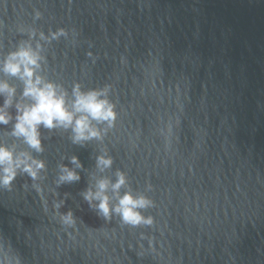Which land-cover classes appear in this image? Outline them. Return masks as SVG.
Masks as SVG:
<instances>
[{
    "label": "water",
    "instance_id": "obj_1",
    "mask_svg": "<svg viewBox=\"0 0 264 264\" xmlns=\"http://www.w3.org/2000/svg\"><path fill=\"white\" fill-rule=\"evenodd\" d=\"M24 48L69 111L78 85L115 121L89 118L99 135L79 142L74 125L41 124L39 151L13 135L31 100L2 69ZM0 83L15 89L0 146L44 165L0 185V262L264 264V0H0ZM101 182L110 210L143 198L134 211L152 223L105 218L85 199Z\"/></svg>",
    "mask_w": 264,
    "mask_h": 264
},
{
    "label": "clouds",
    "instance_id": "obj_2",
    "mask_svg": "<svg viewBox=\"0 0 264 264\" xmlns=\"http://www.w3.org/2000/svg\"><path fill=\"white\" fill-rule=\"evenodd\" d=\"M55 38V37H53ZM39 55L30 48L20 49L10 54L9 58L3 64V72L19 77L24 82V90L22 95L30 98L31 103L28 105H17L16 123L13 129V135L23 137L25 142L36 150L41 149V141L39 139L38 127L42 124L46 128H54L57 126L73 127L74 142L95 138L99 135L97 131L90 126L89 118L96 121L114 122L116 113L114 106L107 100L99 97L103 94L100 92L81 93L79 86L74 88L75 100L73 102V110L69 111L66 107L64 95L57 94L56 86L51 83H44L43 79L35 74L36 68L39 67ZM6 95L3 106H0V125H7L10 122V116L6 109L12 104L11 97L15 95V89L7 83H0V95ZM74 113H83L78 119H74ZM72 163L79 166L76 157L72 158ZM24 164L23 171L28 173L33 179L36 178L37 171L44 167L41 161H32V164H26L24 161H14L13 153L7 148L0 146V185L10 187L17 173L16 168ZM99 164L104 167L111 165V160L99 158ZM33 165L35 167H33ZM64 175L60 177L61 182H73L79 179V176L68 168H62ZM125 183L123 175H120L118 182L113 186L119 189ZM107 188L105 182L99 184L100 191L93 194L88 193L86 200L97 199L100 201L98 208L105 218L110 216V211L120 214L122 221L133 227L139 226L141 223L150 225L152 219H145L134 211L136 208L145 207L148 201L141 198L133 199L131 195H125L119 201L116 209L110 210L108 197L102 195ZM65 224H74L72 213L69 212L62 217ZM3 250L0 249V252ZM7 264V261L0 262ZM18 264V261H17Z\"/></svg>",
    "mask_w": 264,
    "mask_h": 264
}]
</instances>
